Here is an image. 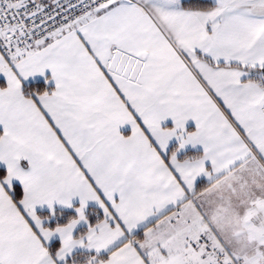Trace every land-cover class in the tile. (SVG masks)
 I'll return each mask as SVG.
<instances>
[{
  "label": "snow or ice",
  "instance_id": "snow-or-ice-1",
  "mask_svg": "<svg viewBox=\"0 0 264 264\" xmlns=\"http://www.w3.org/2000/svg\"><path fill=\"white\" fill-rule=\"evenodd\" d=\"M0 76V264H264V0H0Z\"/></svg>",
  "mask_w": 264,
  "mask_h": 264
},
{
  "label": "crops",
  "instance_id": "crops-1",
  "mask_svg": "<svg viewBox=\"0 0 264 264\" xmlns=\"http://www.w3.org/2000/svg\"><path fill=\"white\" fill-rule=\"evenodd\" d=\"M51 77V70H46L45 74H37L35 77H30L28 78V81H26V84L27 83H30L32 82L33 80H44L46 78H50ZM4 80V77L3 76H0V81H3ZM48 84H52L53 88L55 87V80L54 79H49L48 80ZM162 126H165V127H170V126H174V121L172 120L171 117H169L166 121L162 122ZM188 128H194L195 127V121L190 119L188 122H187V125H186ZM121 132L125 135H128L130 134L131 132V126L130 125H123L121 126ZM179 142L178 140L174 137L171 141H170V145L172 146H175L177 145ZM196 147H199V146H196ZM186 151H195V148L191 145L187 146L186 148ZM5 165L3 164V162H0V168H4ZM14 183L16 184H19L18 181H14ZM74 204L75 205H78L79 204V198L76 197L74 198ZM89 207H95V202H89ZM56 209H61V210H74L75 211V208H68V207H65V206H61L59 205L58 203L56 204ZM44 211H47L49 212L50 209H49V206L47 204H44V205H38L37 206V212L40 213V212H44ZM82 227L84 226L83 224L81 225Z\"/></svg>",
  "mask_w": 264,
  "mask_h": 264
},
{
  "label": "trees",
  "instance_id": "trees-1",
  "mask_svg": "<svg viewBox=\"0 0 264 264\" xmlns=\"http://www.w3.org/2000/svg\"><path fill=\"white\" fill-rule=\"evenodd\" d=\"M40 82L43 83L44 80H41ZM48 86H49V88H53L52 84H48ZM2 169L3 168H0V170H2ZM90 208H92V207H90ZM57 211L58 212H62L64 215L63 216H60V217H53L52 218V223L53 224L56 223L57 219L63 221L64 219L67 218V216L72 215V214H75V211L74 210H61V209H58ZM47 213H49V212H47V211L40 212V214H47Z\"/></svg>",
  "mask_w": 264,
  "mask_h": 264
}]
</instances>
